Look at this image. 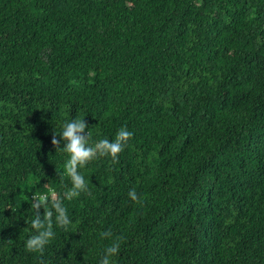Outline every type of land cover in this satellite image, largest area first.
Instances as JSON below:
<instances>
[{"label": "trees", "instance_id": "1", "mask_svg": "<svg viewBox=\"0 0 264 264\" xmlns=\"http://www.w3.org/2000/svg\"><path fill=\"white\" fill-rule=\"evenodd\" d=\"M82 117L90 143L133 135L29 253ZM108 230L111 264H264V0H0V264H97Z\"/></svg>", "mask_w": 264, "mask_h": 264}, {"label": "clouds", "instance_id": "2", "mask_svg": "<svg viewBox=\"0 0 264 264\" xmlns=\"http://www.w3.org/2000/svg\"><path fill=\"white\" fill-rule=\"evenodd\" d=\"M87 124L82 118H73L63 123L60 131L53 136L52 144L57 146L62 154L67 155L63 164V175L68 178V183L61 181L63 191L48 188L46 192L33 195L30 201L32 219L30 220L32 233L24 240V249L29 253L43 254L46 246L55 238V228L67 231L72 227V218L65 200L78 198L82 193H88L89 187L85 177L81 175L79 169L84 168L91 160L98 156H109L113 160L118 158V154L123 150L124 145L132 137L133 133L126 127H121L115 133L114 139H100L90 143L91 133L85 129ZM63 141L62 146H60ZM131 200L137 201L138 196L135 190L128 192ZM43 208V214L40 209ZM101 239H109L111 243L104 248L103 254L98 259L97 264H111V258L115 257L120 249L118 239H113L111 230L100 233Z\"/></svg>", "mask_w": 264, "mask_h": 264}, {"label": "rangeland", "instance_id": "3", "mask_svg": "<svg viewBox=\"0 0 264 264\" xmlns=\"http://www.w3.org/2000/svg\"><path fill=\"white\" fill-rule=\"evenodd\" d=\"M243 147H247V144L242 145Z\"/></svg>", "mask_w": 264, "mask_h": 264}]
</instances>
